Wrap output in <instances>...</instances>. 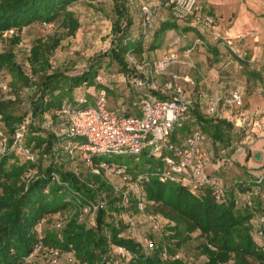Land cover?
<instances>
[{"label":"trees","instance_id":"obj_1","mask_svg":"<svg viewBox=\"0 0 264 264\" xmlns=\"http://www.w3.org/2000/svg\"><path fill=\"white\" fill-rule=\"evenodd\" d=\"M78 1L0 0V38H11L16 46L21 41L20 35L4 36L6 31L13 28L23 30L35 23L44 25L57 21H61L68 35L74 36L80 28V21L71 7ZM207 3L203 8L205 12ZM115 9L117 19L112 30L122 35L124 29L132 26L133 21L128 17L124 0H117ZM187 20L189 26L184 29L196 31L193 18ZM177 29L179 25L176 22L164 21L154 33L151 50L160 49L167 32ZM146 31L143 27V34ZM200 38L206 43L203 36ZM61 42L60 37L52 41L38 39L31 47L24 65L17 62L15 51H0V72L8 71L11 74L10 86L14 84L16 76L23 87L32 92L28 102L20 93L17 101L0 96V128L9 136V150L4 153L0 151V264H42L39 255L29 259L37 241L39 223L44 224L45 244L64 253H74L77 264H123L117 261L114 248L126 251L127 261L124 264H187L184 259L176 257L177 252L166 241L172 240L175 248L180 249L193 240L195 233H199L198 237L204 240L198 247L206 257L203 264H264V243L259 244L255 237L257 232L260 238H264V206L262 197H259L264 191V181L259 180L261 174L250 172L249 179H236L222 202L216 200L211 186L191 190L176 183L164 184L159 179H150L142 184L143 193H133V196L130 193L129 204H125L123 193H117L104 179V172L96 174L90 167L76 173L72 166L67 167L63 154L68 153L64 148L58 153L53 151L59 142L55 112L64 101H73L77 95L74 99L65 100V97H69L74 89L83 84H90L92 77L89 73L71 77L59 69H53L50 59ZM132 43L133 49L130 48ZM140 43L121 42L110 50L111 58L122 67L125 74L130 71L125 55L131 50L141 53L143 46ZM219 46L215 45L211 51L219 55ZM227 49L231 55L242 56L241 47L235 52ZM132 71L128 75L133 78L138 76L133 68ZM252 75L260 78L255 72ZM82 94L89 97L88 93ZM151 94L164 98L157 91ZM59 96H62V100L57 103L56 97ZM203 110L206 111L198 99L191 120L176 131L173 140L182 139L193 131H202L207 137L209 167H212L213 163H219L237 151L234 146V140L239 137L235 133L236 127L240 135L244 138L246 135L235 120L240 114L233 112V109L216 114L218 116H211ZM48 117L53 120V130L45 126V130L42 128L41 123H45ZM24 122L27 124L25 143L37 151L35 163L10 149L16 130ZM42 132H45L44 137L40 135ZM30 171H36V174L28 177ZM56 175L62 184L55 180ZM241 185L256 188V194L250 190L241 193L237 190ZM235 190L245 194L246 199L237 201ZM254 195H258V198H254ZM98 198H104L106 205L94 214L95 224L91 225L81 219L83 207ZM140 202L144 209L155 208L157 213L170 220L166 229L169 235H163L158 246L152 250H147L142 243L128 235V225L123 219L117 218L129 208L140 210ZM68 208H74V213L65 226L61 230L57 229L58 232L47 231V219ZM258 222L260 225L257 228ZM165 250L168 253L167 259L163 258Z\"/></svg>","mask_w":264,"mask_h":264},{"label":"rangeland","instance_id":"obj_2","mask_svg":"<svg viewBox=\"0 0 264 264\" xmlns=\"http://www.w3.org/2000/svg\"><path fill=\"white\" fill-rule=\"evenodd\" d=\"M116 1L79 0L71 7V10L74 11L80 21V28L74 36L68 35V30L61 25V21L47 25L35 23L25 27L23 30H17L21 41L16 46L13 45L11 38H0V51H15L17 62L24 65L35 41L38 39L52 41V39L60 37L62 39L61 45L50 59L53 69H59L71 77H81L87 73L92 77L90 84H83L81 87L74 89L69 97H65V100L69 98L74 99L79 93H88L89 99L92 100L93 94L98 90L105 89L108 92L109 104L112 108L119 113L122 110L129 114H135L137 107L134 102L140 94L138 92L134 98L133 96L131 97V89H135V86L131 83L133 80L132 75L129 74V76L128 73L134 67L133 59L155 61L162 54L170 50H176L181 55V63L172 67L170 71L179 74L185 80L186 77L191 79L190 83L185 80L182 83L187 95L194 101H198L200 93L203 92L214 96L219 92L225 94L238 89L243 95L244 113L247 118L249 117V120H252L253 115H257V107H264V7L260 8L259 12L253 10L250 12L254 13L253 17H251L252 20L254 19L252 21L254 26L242 32L248 36L246 41H244V43L246 42V46L243 45L241 48L242 56L240 57L231 55L222 44L219 46V55L213 53L211 48L217 44L219 45V43L212 36H205V44L198 45L192 52H188L191 45L199 38V34L193 30L187 31L186 29L188 28L184 29V27L189 26V20H175L171 17L168 8L165 6L160 10V15L155 22L156 24L153 25L150 31L148 30L146 34H143L142 4L144 2L158 4V0H124V5L128 9V17L133 21V24L129 29H124L122 35L121 32L116 33L112 30L113 24L117 19ZM168 20L176 22L179 25V29L167 32L162 47L155 51L151 50L150 45L154 41L155 31L159 29L164 21ZM220 20L222 22V19ZM223 24H226V22L224 21ZM231 34L230 37L234 38L236 36V33ZM131 41L141 42L143 51L139 53L131 50L125 55L130 70L125 74L122 67L111 58L110 50L121 42L125 44ZM130 48H134L133 43ZM252 72L258 74L260 78L254 77ZM10 76L11 74L8 71L0 72V96L4 95L2 94L1 85L6 84L9 86L8 94L4 95L7 100L13 98L14 101H17L20 93L23 99L28 102L32 97V92L27 87H23L22 82H19L16 76H13L14 84L10 86ZM164 78L167 77L165 76ZM148 94H150L149 91ZM61 100L62 96L56 97L57 103H60ZM233 110V112H238L235 111L237 110L235 108ZM203 111L206 113L205 110ZM211 116L218 115L214 114ZM261 118L264 124V114L261 115ZM241 119H244V116L235 118L237 124L241 123ZM41 125L45 130L43 122ZM238 130V127H236L235 133L239 137L234 140V146L239 151H236L233 155L228 156V158L219 163H213L212 167L208 166L206 169L207 174L213 180L216 177L220 183L226 185L228 188L227 194L236 179L246 180L249 179L250 172H257V175L264 172V136L261 128H256L252 125L248 127V130L253 135L250 140L240 135ZM241 133L244 132L241 131ZM40 135L44 137L45 132H42ZM79 139L83 140L82 138ZM257 153L261 154L259 161L255 158ZM241 154L242 156H240ZM63 155V158L67 160L65 161L67 167H71L72 161L70 157L66 154ZM98 160L121 165L134 177L151 174V179H159L158 171L159 168L163 167L162 161L159 158L149 156L147 153L139 156L106 154L99 156ZM76 162L80 171L90 168L79 158ZM94 173L98 174L97 172ZM103 175L104 179L119 194L126 192L129 195L131 193L133 196V193L138 194L139 190L143 191L141 184L138 186L135 182L124 181L120 176L110 172H104ZM237 190L241 193L249 190L253 193L257 192L256 188H248L244 185H241ZM259 197H262L261 200L264 206V191ZM254 198H258V195H254ZM143 209L136 210L129 208V210L117 218L123 219L128 225L126 233L133 239L144 246L147 240L155 241L158 246L163 235H169L166 229L170 220L162 214L157 213V209L155 208H150L149 210ZM73 213L74 208H68L61 213L54 214L46 221L47 231L54 230L58 232L56 228L57 224L62 223L64 227ZM92 217L94 215L82 212L81 219L88 224L94 225L92 224ZM256 225L258 228L259 222ZM198 234L195 233L193 240L183 245L180 249L175 248L172 240H167L166 243L187 264H203L206 261V257L202 255L198 247L204 240L198 237ZM255 237L259 244L264 243V238H260L257 232ZM125 253V250L121 252L120 249L114 248V254L117 256L119 263H126L127 254ZM60 264H77L76 256L71 252L65 253L60 260Z\"/></svg>","mask_w":264,"mask_h":264},{"label":"built area","instance_id":"obj_3","mask_svg":"<svg viewBox=\"0 0 264 264\" xmlns=\"http://www.w3.org/2000/svg\"><path fill=\"white\" fill-rule=\"evenodd\" d=\"M208 0H158V4L145 2L142 5V25L146 31L153 26L154 19L160 14L163 6L169 8L171 17L175 20L195 19L196 25H203L209 28L214 39L221 45L229 48L233 52L240 48L246 41L247 34L238 33L234 38L225 36L219 27L216 16L205 12L204 5ZM44 25H47L46 23ZM17 29L13 28L4 33V36L16 35ZM205 44L202 38H198L188 49L192 52L198 45ZM134 67L138 76L134 77L131 83L139 89V96L134 104L138 107V114L119 113L110 108L108 92L105 89L98 90L93 99L90 100L86 94L79 93L71 102L64 101L61 107L56 110V135L59 142L55 144L53 151L58 153L63 147L72 161V169L79 173L80 168L77 159H81L92 171L100 174L110 172L120 176L124 181L144 184L149 182L151 174L138 175L133 178L121 165L111 164L97 160L99 156L106 154H130L139 156L147 153L149 156H156L162 161L163 167L159 168L158 176L161 183H176L191 190L205 189L211 186L217 201L225 199L228 188L213 180L206 169L209 166V152L207 150V137L200 131H193L186 137L174 141L176 131L182 129L191 120L195 101L189 97L183 86L182 76L168 71L181 63V55L176 50H170L162 54L155 61H139L133 59ZM165 75L168 78L163 81L159 79ZM188 83L190 78L186 77ZM2 94L5 96L9 92V86L2 84ZM144 89L150 94L141 93ZM157 91L164 98L154 97L151 92ZM199 101L210 115L219 114L231 109H237L244 119L239 124L246 132V139H252L253 135L249 126L261 128L264 136V124L261 115L264 114V107H257V115H253L252 120L244 113V101L242 93L234 89L229 93H217L210 96L208 93H200ZM240 116V117H241ZM250 122V123H248ZM44 126L53 130V120L48 117ZM27 124L19 125L14 135V142L11 150L21 153L28 161H37V151L25 143ZM82 138L83 141L79 140ZM9 150V136L0 128V151ZM95 159L98 161L95 163ZM36 174L30 171L27 176ZM260 182L264 181V172L259 177ZM55 180L62 184L56 175ZM143 190V186H142ZM143 191L139 190V195ZM124 203L128 204L130 195L123 192ZM106 201L98 198L89 201L83 207L85 214L94 215L99 209L104 208ZM143 209V203H139ZM92 224L95 219L92 217ZM44 224L39 223L37 230V241L29 259L36 256L41 257L42 264H60L64 252L45 244ZM62 223L57 224V229L61 230ZM147 250L157 247L155 241L147 240L145 243ZM123 252V249H120ZM167 250L163 253V258L167 259ZM178 257V256H176Z\"/></svg>","mask_w":264,"mask_h":264},{"label":"crops","instance_id":"obj_4","mask_svg":"<svg viewBox=\"0 0 264 264\" xmlns=\"http://www.w3.org/2000/svg\"><path fill=\"white\" fill-rule=\"evenodd\" d=\"M263 7H264V0H208L206 12L213 14L214 16L217 17L220 31L223 34H225L226 36H231L232 35L231 33H236L237 35L238 33H242L243 31H247L253 28L254 24H252L253 23L252 21L254 19L252 20L251 17H253L254 13H250V12H252V10L255 12H259V9ZM220 19H222V22ZM224 21L226 22V24H223ZM193 22L194 23L196 22L195 19L193 20ZM195 26H196V31L195 30L194 31L198 32V34L203 36L204 39H206L205 36L213 37L212 32L209 30V28H205V26L203 25L201 26L195 25ZM243 43L240 46L241 48L243 45L246 46L245 44L246 42L244 44ZM170 73H175V72H171L169 70L168 74ZM165 76L168 78V75ZM165 76L161 77L159 81L161 82L162 79L166 80L167 78H164ZM131 90H132L131 97L133 96L134 98L136 93L139 92V89L135 87V89L133 88ZM141 93L148 94V90L144 89ZM136 110L137 111L135 112V114H138V107ZM121 112L124 111L121 110ZM237 151H239V149ZM240 156H242V154ZM254 173L257 174V172ZM235 195L237 201L246 199V196H244L245 194H240L238 193V191H236Z\"/></svg>","mask_w":264,"mask_h":264},{"label":"water","instance_id":"obj_5","mask_svg":"<svg viewBox=\"0 0 264 264\" xmlns=\"http://www.w3.org/2000/svg\"><path fill=\"white\" fill-rule=\"evenodd\" d=\"M255 158H256L257 161H259V160L261 159V154H260V153H257V154L255 155Z\"/></svg>","mask_w":264,"mask_h":264}]
</instances>
